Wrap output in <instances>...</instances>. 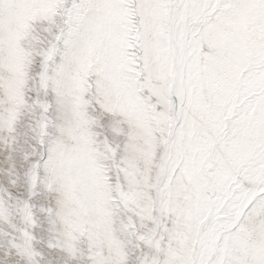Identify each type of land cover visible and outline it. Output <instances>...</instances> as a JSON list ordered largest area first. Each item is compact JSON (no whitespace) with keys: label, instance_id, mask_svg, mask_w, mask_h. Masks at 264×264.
I'll list each match as a JSON object with an SVG mask.
<instances>
[{"label":"snow or ice","instance_id":"6c2138e0","mask_svg":"<svg viewBox=\"0 0 264 264\" xmlns=\"http://www.w3.org/2000/svg\"><path fill=\"white\" fill-rule=\"evenodd\" d=\"M0 264H264V0H0Z\"/></svg>","mask_w":264,"mask_h":264}]
</instances>
